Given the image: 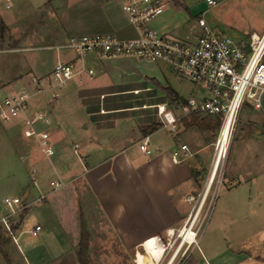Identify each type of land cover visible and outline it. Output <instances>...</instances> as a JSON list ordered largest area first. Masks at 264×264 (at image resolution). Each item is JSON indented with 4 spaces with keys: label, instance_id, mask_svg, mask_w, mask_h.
I'll list each match as a JSON object with an SVG mask.
<instances>
[{
    "label": "rangeland",
    "instance_id": "374dc122",
    "mask_svg": "<svg viewBox=\"0 0 264 264\" xmlns=\"http://www.w3.org/2000/svg\"><path fill=\"white\" fill-rule=\"evenodd\" d=\"M215 1L216 5L211 7L205 4V0H184L190 15L180 7L172 8L169 4L166 5L164 16L169 10H173L169 17L172 30L170 34L181 39L193 37L197 34L196 22L199 17H203L211 29L236 41L248 37L252 32L258 34L264 28V0ZM18 9L14 0H0V18L7 20L8 24L13 19L12 22H15H10V27H7L0 20V101L22 89L31 93V79H40L41 92L33 96L30 103L37 101V111L48 117L53 129L63 135L67 134L77 143H85L94 134V125L78 98L80 91L102 89L111 92L88 98L87 105L91 110L99 107V113H96L94 118L99 119L101 125L124 128L127 133H130L131 129L138 131L151 123L161 125L162 116H158L160 107L166 112H171L176 119L175 136L184 141L195 164L186 203L188 221L200 205L222 122L220 120L218 128L213 132L184 130L181 122L186 116H182L176 108L178 102L170 103L155 87L153 81L163 88L169 87L185 100L192 95L194 86L172 75L163 64H151L135 59H113L109 76L102 73L100 65H88L84 67V73L91 69L94 73L91 78L83 74L80 83L78 79H73L58 89L49 81V74L56 61V51L49 48L55 44L50 42L45 31L40 29L43 23L38 14H21ZM88 87L90 89H86ZM109 109L112 110L106 111ZM198 116L206 120L211 119L201 114ZM246 119L245 110L239 112L231 128L224 159L193 226L196 244H191V247L184 244L178 252L176 251L181 243L177 232L184 223L171 237L167 234L158 238L164 251L156 264H169L172 259L171 264H184L191 249L193 248L195 257L198 246L203 248L206 240L212 236L221 241L217 249L226 247L223 239L227 238V216L224 219L223 209L227 198V180H223L225 175L227 179V175L236 167L237 159L248 141L250 132L246 130ZM164 130L166 132L162 131V134L169 137L168 131ZM45 131L49 135L52 132L50 128ZM72 158L74 159L73 156ZM54 178L49 161L44 156L32 129L19 118L5 124L0 122V216L9 214V209L3 203L4 199L16 198L27 205L25 194L29 192L34 197L37 195L38 184L43 182L47 187ZM80 207V204L76 205L77 213L82 209ZM37 210L36 206H30L26 213L19 212L12 217V220H18L20 216L22 218L18 229L13 231L17 245H14L12 236L0 226V264H50V252L55 251L57 247L52 242L53 238L49 235L44 245H41L36 237L28 233L36 224L41 223L43 216H39ZM91 211L92 215L84 214L89 230L88 264H134V254L143 253L142 248L135 246L124 249L117 243L108 224L95 209ZM78 244L75 246V255ZM58 264H78L77 257L75 261L66 259Z\"/></svg>",
    "mask_w": 264,
    "mask_h": 264
},
{
    "label": "crops",
    "instance_id": "0c3cea01",
    "mask_svg": "<svg viewBox=\"0 0 264 264\" xmlns=\"http://www.w3.org/2000/svg\"><path fill=\"white\" fill-rule=\"evenodd\" d=\"M14 1L19 13L38 14L43 23L40 29L45 31L50 42H54L52 47L63 45L69 39L94 35H111L118 40L136 38L121 0ZM168 4L191 14L184 0H166L165 9ZM172 11L169 10L165 16L163 13L150 27L157 35L181 39L170 34L169 17ZM0 20L10 27L14 19L9 24L5 19ZM197 34L181 40L193 41ZM55 58L54 66L58 62H71L77 70L83 71L77 80L79 83L83 74L89 78L94 75L91 69L92 75L84 73L85 66L100 65L102 73L109 76L115 60L103 59L92 53L80 57L66 50L56 51ZM202 93L195 88L190 97L198 99ZM38 107L37 101L30 103L31 112ZM243 110L247 118L246 130L250 132L248 141L243 146L236 167L223 180H227V198L223 209L224 219L227 216V238L223 239L226 247L217 249L221 241L212 236L206 240L203 248L198 246L195 257L192 248L184 264H264V95L259 109L246 104L240 112ZM19 119L26 123L24 118ZM92 123L94 134L85 143H77L67 134L55 131L52 124L35 125L34 129L26 123L34 137L35 132L48 134L54 150L51 157L45 156L53 170L54 180L47 187L43 182L38 184L34 197L27 192L25 200L28 203L25 205L22 201L24 209L20 212L26 213L30 206H36L39 216H43L41 223L35 225L41 228L36 238L44 245L50 235L57 245L55 251L50 252V264H58L66 259L76 260L80 219L82 217L86 227L84 214H91V209H95L108 224L117 243L126 250L140 246L152 237L167 234L171 237L189 217L186 203L195 164L190 152L185 160L179 163L172 161L173 152L180 145H186L179 136L169 132V137L164 136L162 131L165 130L161 128L144 137L140 130L131 129L127 133L124 128L108 129ZM46 128L52 130L50 135ZM145 140L148 154L139 149ZM54 182L61 183L62 187L55 189ZM77 204L82 207L78 213ZM3 217L0 216V219ZM13 221L15 225L12 231H15L22 218L20 216ZM86 230L89 233L88 227ZM14 245H17V241Z\"/></svg>",
    "mask_w": 264,
    "mask_h": 264
},
{
    "label": "built area",
    "instance_id": "2783aa9c",
    "mask_svg": "<svg viewBox=\"0 0 264 264\" xmlns=\"http://www.w3.org/2000/svg\"><path fill=\"white\" fill-rule=\"evenodd\" d=\"M124 12L136 32L132 40H118L111 35H94L69 39L65 44L52 47L55 51H71L78 56L89 53L103 59H135L151 64H163L170 73L182 81L192 84L203 93L197 99L190 97L185 103H178L176 108L182 116L201 114L206 117L220 118L222 124L230 120L231 128L236 122L238 113L246 104L259 109L264 95V30L260 34L252 33L239 41L211 29L203 17L196 22L198 34L193 41L175 39L157 35L151 29V23L164 13L165 0H121ZM207 6H215V0H205ZM83 71L77 70L75 64L58 62L53 67L49 81L58 89L67 82L79 79ZM92 75V71H87ZM40 79L32 78L33 91L22 89L6 96L0 101V122L9 123L16 118H24L26 123L49 125L48 117L40 111L30 110V99L41 92ZM163 108V107H162ZM161 126L170 134L176 132V119L171 112L158 111ZM44 156L51 157L54 153L49 143L48 134L35 132ZM147 141L139 147L148 154ZM189 157L186 145H180L172 154V161L179 163ZM55 189L62 184L54 182ZM190 201V200H188ZM9 215L0 219L2 226L12 241V217L24 209L22 201L4 199ZM40 226L29 231L36 237Z\"/></svg>",
    "mask_w": 264,
    "mask_h": 264
},
{
    "label": "bare ground",
    "instance_id": "6f19581e",
    "mask_svg": "<svg viewBox=\"0 0 264 264\" xmlns=\"http://www.w3.org/2000/svg\"><path fill=\"white\" fill-rule=\"evenodd\" d=\"M231 131V122L230 120L225 121L222 124L220 129L218 138L214 145V156L211 162L209 174L207 177V181L203 190V194L201 196V202L198 209L193 213V215L189 218L185 225L181 227L177 232V238L180 239L181 243L178 250L184 245L190 246L191 244L196 243V233L193 231V226L199 216L201 208L204 204L206 196L209 192L210 186L212 185L217 172L220 168L221 162L224 159L223 156L225 154L227 148L228 136ZM140 247L143 250V253L136 252L134 255V264H156L159 260L162 252L164 251V247L158 241V238L152 237L145 240ZM191 247V246H190ZM173 260V259H172ZM172 260L169 264L172 263Z\"/></svg>",
    "mask_w": 264,
    "mask_h": 264
},
{
    "label": "trees",
    "instance_id": "16d2710c",
    "mask_svg": "<svg viewBox=\"0 0 264 264\" xmlns=\"http://www.w3.org/2000/svg\"><path fill=\"white\" fill-rule=\"evenodd\" d=\"M2 27L4 29V26L2 24ZM154 85L156 88H158L165 98L170 102V103H185L184 99L180 98L172 89L169 87L163 88L161 85H159L156 81H153ZM111 92L105 91V90H94V91H80L79 92V100L82 104V106L85 108L86 113L88 114L90 120L94 122L97 126L102 127V128H112L113 126H103L100 124L99 119L94 118L96 113H99V107L96 110H91L89 109V106L87 105L88 103L86 102L88 98L91 97H99L101 95H107L110 94ZM112 109L106 110L110 111ZM213 120H206L204 118H200L198 114H190L186 116L185 119L181 122L182 127L184 130H192V129H197L200 131H207V132H213L216 130L219 126L220 123V118H213V117H208ZM162 126L157 123H151L146 125L144 128L140 129V133L142 136L147 137L151 135L152 133L158 131L161 129ZM87 245H88V233L86 230V227L82 221V218L80 219V234H79V244H78V251L76 254L77 257V262L78 264H88V258H87Z\"/></svg>",
    "mask_w": 264,
    "mask_h": 264
}]
</instances>
